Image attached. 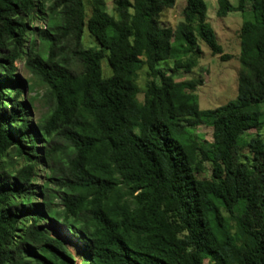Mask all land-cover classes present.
Returning a JSON list of instances; mask_svg holds the SVG:
<instances>
[{
  "label": "trees",
  "instance_id": "obj_1",
  "mask_svg": "<svg viewBox=\"0 0 264 264\" xmlns=\"http://www.w3.org/2000/svg\"><path fill=\"white\" fill-rule=\"evenodd\" d=\"M177 1L112 0L110 13L108 0H0V264H75L47 220L78 239L81 264H264V0H218V17L252 18L237 97L208 109L202 78L174 76L198 64L199 39L231 55L205 0L163 25ZM23 59L50 105L35 124ZM201 125L212 142L190 138ZM16 158L25 163L11 170Z\"/></svg>",
  "mask_w": 264,
  "mask_h": 264
},
{
  "label": "rangeland",
  "instance_id": "obj_2",
  "mask_svg": "<svg viewBox=\"0 0 264 264\" xmlns=\"http://www.w3.org/2000/svg\"><path fill=\"white\" fill-rule=\"evenodd\" d=\"M88 7L89 0H84ZM240 0H230L233 5H238ZM207 4L206 20L216 32L217 39L222 45L224 52L231 55V59L224 61L219 55H213L210 48L199 39L201 53L199 54L198 64L194 67L192 72H178L174 78L176 80H183L189 78H202L203 85L199 86L196 90L201 109L215 108L224 105L234 99L238 94V78L241 69L239 61L240 56V40L239 32L246 20L252 18L250 9L245 11H233L229 12L224 17L217 16L218 0H205ZM186 5V0H178L174 7L167 8L161 15V21L163 25L171 26L175 28L183 20L182 12ZM107 10L113 12V2L108 0ZM39 20L35 22V25H42ZM84 39L87 43L92 42V38L85 30ZM39 43V41L37 42ZM40 44V43H39ZM187 58H184L186 60ZM168 64V63H167ZM17 74L23 79L25 83L23 99L31 108V115L29 120L32 124H35L39 119L46 116L50 110V105L46 101L44 94L46 86L42 84L39 79L34 76L28 68L25 66V60H18ZM106 61L102 62L104 75L107 74L105 69ZM146 70L139 73L138 83L141 90L144 89L146 80ZM144 95L140 93L138 96L139 102L143 101ZM190 138L198 143L208 144L213 140V128L206 125H201L195 129H190ZM257 129H249L246 131V136H256ZM42 143H39L41 146ZM25 161L22 158H16L13 163L6 162V166L11 170L21 167ZM211 163H203V170L201 176L211 177L212 173ZM47 169H40L41 179L43 180L47 174ZM44 227L47 228L50 233L57 238H60L66 244L68 250L73 256V262L75 264H81L84 260L83 253L81 252L78 239L73 237L68 232H64L60 225L52 223L47 220L44 223Z\"/></svg>",
  "mask_w": 264,
  "mask_h": 264
}]
</instances>
